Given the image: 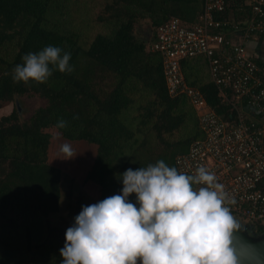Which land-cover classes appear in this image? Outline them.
<instances>
[{
    "label": "trees",
    "instance_id": "16d2710c",
    "mask_svg": "<svg viewBox=\"0 0 264 264\" xmlns=\"http://www.w3.org/2000/svg\"><path fill=\"white\" fill-rule=\"evenodd\" d=\"M202 4L203 0H0V107L13 104L0 116V264H61L66 229L82 206L94 203H89L87 191L76 187L74 194L71 184L62 186L61 169L47 161V128H56L66 139L96 145L93 164L83 178L98 187L95 203L121 193L120 174L128 168L161 159L176 167L175 157L202 136L188 99L167 93L161 54L154 47L157 26L171 17L192 25ZM233 4L222 16L243 19L246 12ZM139 20L152 27L148 40L135 31ZM48 45L71 53L74 70L54 69L44 83H14L12 70L23 63L22 57ZM180 67L208 107L224 119L235 116L233 92L213 83L205 56L183 58ZM16 96L45 102L21 117ZM60 119L67 127H57ZM260 187L264 193V179ZM63 200L73 208L70 219L61 214ZM129 200L136 203L134 193ZM258 226L264 230V224Z\"/></svg>",
    "mask_w": 264,
    "mask_h": 264
},
{
    "label": "clouds",
    "instance_id": "9594fccd",
    "mask_svg": "<svg viewBox=\"0 0 264 264\" xmlns=\"http://www.w3.org/2000/svg\"><path fill=\"white\" fill-rule=\"evenodd\" d=\"M70 59L48 45L25 54L12 80L44 83L54 69L71 73ZM60 152L76 155L67 143ZM120 175L121 193L82 206L66 229L61 264H264V251L236 235L241 225L227 206L234 200L208 168L186 174L161 159Z\"/></svg>",
    "mask_w": 264,
    "mask_h": 264
},
{
    "label": "built area",
    "instance_id": "2783aa9c",
    "mask_svg": "<svg viewBox=\"0 0 264 264\" xmlns=\"http://www.w3.org/2000/svg\"><path fill=\"white\" fill-rule=\"evenodd\" d=\"M235 2L239 12H246L244 18L222 16ZM154 34L167 93L188 99L202 131L175 157L178 171L194 174L200 166L208 168L234 200L227 205L233 216L257 230L264 224V63L251 57L246 44L250 38L264 39V0H203L194 24L171 17ZM196 55L206 57L219 90H232L233 118L216 114L201 91L185 81L180 61Z\"/></svg>",
    "mask_w": 264,
    "mask_h": 264
},
{
    "label": "rangeland",
    "instance_id": "374dc122",
    "mask_svg": "<svg viewBox=\"0 0 264 264\" xmlns=\"http://www.w3.org/2000/svg\"><path fill=\"white\" fill-rule=\"evenodd\" d=\"M148 22L146 20L138 21L135 24V31L140 33L142 36V31L145 25ZM206 66L204 67L202 74L205 77L207 75ZM18 101L21 106V110L19 115L21 117H27L28 115L33 112V110L39 106L44 104V99L36 97V96H22L18 97ZM13 107L12 103L3 104L0 107V116L4 114H8ZM50 133V141L47 150V161L52 164L53 166L58 167L61 169V173L63 176L62 179V186L67 188L70 184L73 186V193L76 194L77 190L76 187L87 191L90 197L89 203H95V198L98 196V187L90 182H85L83 180L86 171L91 167L93 164V160L96 154V145L93 143L86 142L84 140H69L64 138L61 133L54 127H49L46 129ZM64 143L71 145L74 154V157L69 159H64L63 154L60 152V146ZM61 176V177H62ZM76 200V197L73 198ZM65 201L63 200L62 204V215L66 219H70L73 217V208L70 205H65ZM93 201V202H92ZM77 202H73L71 204L72 207H75ZM236 220H239L238 217H235ZM253 228H251L252 230Z\"/></svg>",
    "mask_w": 264,
    "mask_h": 264
},
{
    "label": "water",
    "instance_id": "95a60500",
    "mask_svg": "<svg viewBox=\"0 0 264 264\" xmlns=\"http://www.w3.org/2000/svg\"><path fill=\"white\" fill-rule=\"evenodd\" d=\"M152 33V27L150 24L144 26L142 31V36L148 40ZM15 106L18 113L21 110L20 103L18 101V96L15 97ZM241 225L240 230L236 233V235L242 239L243 241L248 242L251 245L257 246L261 251H264V230L258 231L253 228L250 222L237 220ZM251 228H253L251 230Z\"/></svg>",
    "mask_w": 264,
    "mask_h": 264
},
{
    "label": "crops",
    "instance_id": "0c3cea01",
    "mask_svg": "<svg viewBox=\"0 0 264 264\" xmlns=\"http://www.w3.org/2000/svg\"><path fill=\"white\" fill-rule=\"evenodd\" d=\"M247 48L257 58L259 57L262 60L264 59V39L263 38H253L247 44Z\"/></svg>",
    "mask_w": 264,
    "mask_h": 264
}]
</instances>
